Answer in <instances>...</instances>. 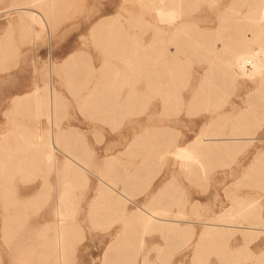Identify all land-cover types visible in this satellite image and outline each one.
<instances>
[{
	"label": "rangeland",
	"instance_id": "obj_1",
	"mask_svg": "<svg viewBox=\"0 0 264 264\" xmlns=\"http://www.w3.org/2000/svg\"><path fill=\"white\" fill-rule=\"evenodd\" d=\"M257 1L183 0L173 14L192 23L189 32L210 33L221 22L228 27L235 17L258 10ZM150 3L151 0H0V48L11 45L0 54V139L11 127L12 116L8 113L12 98L31 92L36 83L43 85L49 64L62 65L73 53L88 62L82 80L71 84L66 73L61 72L54 85L62 99L61 128L80 133L67 140V145H73L75 155L92 172H85L89 180L72 191L78 202L74 220L81 225L82 233L76 247L66 243L65 259L61 262L56 241L58 220L53 212L59 183L56 175L38 166L10 172L0 167V264H102L104 251L124 229L125 221L116 213L107 214L100 209L90 212V204L101 186L100 176L111 177L118 190L124 189L134 197L136 205L132 201L126 203L123 218L152 201L172 204L173 211L183 207L188 217L182 226L193 223L195 230L216 223V215L231 213L247 200L260 201L264 215V168L254 165L264 154L263 101L261 94L254 95L261 79L235 78L225 60L214 61L205 52L197 53L193 38L174 39L170 34L158 37L155 49L160 56L151 71L148 47L154 30L150 22L161 28L166 23L163 18H154ZM19 6L40 12L47 25L27 15L22 18L24 24L17 23L21 13L14 7ZM104 21L107 23L92 33L96 24ZM217 31V40L211 38L216 46L223 44L219 32L229 36L225 40L233 48L241 46L232 29ZM106 62L109 65L103 68ZM212 63L216 65L215 74L206 79ZM173 72L177 80L167 88L172 97L180 93L184 102L166 108L161 92ZM216 79L221 80V85ZM85 80L87 87H80L77 92ZM205 81L209 83L205 85ZM201 84L206 93L217 89L219 98L190 103L195 92L202 89ZM96 85L97 92L86 100ZM22 110L14 119L35 126L26 106ZM253 110L259 116L250 117L247 130H235V136L241 139L239 151L185 153L204 131L205 138L216 136L209 127L211 120L228 117L224 133L229 134L233 132L234 119L244 114L248 117ZM36 126L42 129L43 124ZM166 130L173 133L169 144L165 143ZM252 133L255 140L250 142L247 138ZM138 138L140 141L131 146ZM65 142L61 140L62 145ZM2 156L4 149L0 147ZM151 178L155 179L145 189ZM43 185L44 194L34 201L32 198ZM166 188L169 189L164 191ZM221 224L250 226L244 220ZM71 231L75 229L67 231V237ZM236 234L241 235V231ZM146 240L143 252L149 264H219L215 246L202 247L192 258L193 239L176 245L179 240L175 237L153 231ZM255 250H264V239ZM141 256L134 248H121L112 253L109 264H141Z\"/></svg>",
	"mask_w": 264,
	"mask_h": 264
},
{
	"label": "bare ground",
	"instance_id": "obj_2",
	"mask_svg": "<svg viewBox=\"0 0 264 264\" xmlns=\"http://www.w3.org/2000/svg\"><path fill=\"white\" fill-rule=\"evenodd\" d=\"M257 2L259 5L258 10L251 11L247 16L235 17L234 22L231 25H228V27L224 22H221L217 29L218 31H225V29L230 28L234 31L237 40L241 43V46L235 49L225 40L228 39L229 36L223 35L222 32L219 33L221 36L220 40L223 44H220V47L216 46L215 41L217 40V30L210 33L200 31L199 33L193 34L189 32V29L193 27L192 23L185 21L182 16H179L178 18V16H174L173 14L176 7L183 3V0H151L150 4L154 10V18H163L166 27L161 28L158 23L150 22V27L154 30V38L148 47L150 53L149 58H152V62L149 64V69L153 71V69L157 67L154 61L157 60L160 53L155 49V43L159 36L170 34L174 39L188 37L189 40H191V38H193L192 43H194V48L197 53L200 54L201 51L205 52L208 57L212 58L214 61L225 60L226 64H228L231 69L233 77H240L245 80L261 79V84L258 86L254 95L261 94L260 98L263 101L262 115L264 116V0H258ZM188 3L189 1L187 4ZM164 6L165 11L163 10ZM14 9L47 25L46 18L38 11L33 13V10L23 6L14 7ZM106 23L107 21L96 24L92 33ZM119 24L120 27L123 28V23L121 22ZM126 36L128 35L126 34ZM212 37H215V41H211ZM108 65L109 63H104L103 68H107ZM215 66V63H212L206 79L211 78ZM87 68L88 62H83L77 55L69 56L62 65L49 64V67L44 73L43 85L36 83L32 93L12 98V107L8 113V115L12 116L10 117L11 127H9L6 134L0 139V147L4 149V156L0 158V167H2L4 171L25 170L38 166L44 171L53 172L57 177L59 183L55 188L56 205L53 212L58 220L56 224V241L58 258L61 262L64 261L66 254V232L71 230V227L79 226L73 222L77 213L76 206L78 202L74 201V193L72 191L77 186L83 187V184L89 180L84 174L85 172L90 174H92V172L86 168L83 165L84 163L75 155L73 145H67V140L76 137L80 133L73 128H61L60 102L62 99L54 85V79L59 78L61 72H65L68 81L73 84L76 81L82 80V73L86 72ZM116 74L118 76L119 72L117 71ZM176 80V73L173 72V74L169 75V79L164 83L166 88L161 92V97L163 105L166 108H172L176 104H183L184 102L180 93L173 95L172 97L167 88L172 86ZM86 81L87 80L83 81L82 84L79 85V90L77 92L81 91L80 87H87L88 82ZM208 81H205L204 84L207 85V83H209ZM215 81L218 85H221V80L216 79ZM204 84H201V90L195 92L190 103L197 99L215 101L219 98V92H217V89H211L209 93H206L203 90ZM98 87L99 85H96L95 89H93L87 97L85 96V99L89 100V98L93 96V93L97 92ZM25 106L26 110H29V117L35 123V126L33 127L27 126L17 119H14L16 114H20L24 111L22 109ZM212 107L215 111L217 105ZM250 114L251 115L248 117L244 114L243 116L234 119L232 127L233 132L229 134L224 133V128L227 127L226 120L228 117L211 120L209 127L212 128V130H215L217 133L215 134L216 136L205 138L207 134L206 131H204L193 142H191V144H189L185 153L192 151L203 155L210 152L223 154L237 150L239 151L240 144L238 140L241 139L235 136V130H247L249 120L251 119L250 117L259 116V113L254 110L250 111ZM39 123L43 124L42 129L36 126V124ZM166 133L165 143L169 144L173 140V133L168 130H166ZM216 139H221L222 142L219 143L215 141ZM61 140H64L67 143L65 142L66 144L62 145ZM247 140L250 142L255 140V133H252V136L247 138ZM139 141V138L133 140L131 146L137 144ZM254 165H260L262 166V169L264 168V154L254 161ZM107 166L104 165V168H107ZM154 179L155 178H151L147 182L145 189H148L151 186ZM261 179L264 180V169L261 174ZM99 181L101 186L98 189V194L90 204V212L100 209V211L107 214L116 213L117 215L119 214V219H124L125 221L124 229L119 232L116 238L111 241L107 249L104 251L102 264H109L112 253L121 248L136 249L142 253L140 263L149 264L150 261H147L143 249L146 245L147 235L153 231L159 232L163 236L171 235L172 237H175L176 240H179V243L176 245H180L181 242L187 244L194 238L195 227L193 223H186L185 226H182L181 224V222L188 217V213L183 207H179L177 211H173L170 207L172 204H159L157 201H152L151 204L144 207L139 206L137 210L125 215L123 218L122 216L125 214L126 203L132 201L136 205V202L133 201L134 197L124 189L118 190L116 183L111 177L104 178L100 176ZM44 188L45 185H43L41 190L37 193L36 199L41 198L44 194ZM168 189L169 188H166L164 191H167ZM215 220H217L216 223L206 224L205 228H203L201 239L199 241L200 244L203 243V240L205 239L215 241L216 239L223 238L226 240L229 237L236 235L238 231H241V235L245 239H255L259 235L264 234V227L259 226H264V215L262 213L260 201L257 200H247L237 208L233 209L231 213L228 212L216 215ZM228 220H244L247 221L250 226L243 227L242 225L230 226L221 224V222H227ZM228 228H232L233 230H229ZM129 260L130 259H128V261Z\"/></svg>",
	"mask_w": 264,
	"mask_h": 264
},
{
	"label": "crops",
	"instance_id": "obj_3",
	"mask_svg": "<svg viewBox=\"0 0 264 264\" xmlns=\"http://www.w3.org/2000/svg\"><path fill=\"white\" fill-rule=\"evenodd\" d=\"M33 13H36V12L33 11ZM23 17H25L24 13H21L19 17L17 18V23L24 24L25 22L22 21ZM10 48H11L10 44L3 45L0 48V54L1 52H3L2 50H6ZM72 54L73 53L69 54L67 57L71 56ZM32 92L33 90L26 94H30ZM23 95H15V96H23ZM36 195L32 198L34 199V201L37 200ZM29 202L30 204H33L31 200ZM73 222L77 224L76 220H73ZM78 225L79 226L77 227H71L72 228L71 230H73L74 228L75 232L73 231L74 232L73 233L71 231V235L67 237V244L70 245L71 243L72 247L73 246L76 247V245L78 244V238H79L78 236H80L82 233V227L80 224ZM228 229L233 230L232 228H228ZM202 231L203 229L201 227L195 230V233H194L195 235L193 238L194 255L192 258H194L198 252H201L202 247L205 248L207 246L208 247L215 246L216 247V258L218 259L219 264H264V250L260 252L255 250V247L258 245V243L262 239H264V234L259 235L255 239H247V238L245 239L244 237H242V235H238V234L232 237H229L226 240L223 238L216 239L215 241H212L211 239H205L203 240V243H201V246L199 245L200 249L198 250V244H200L199 241L201 239ZM146 244H147V240H146ZM161 247H163V245H161ZM241 251H243L245 255L243 254L242 256ZM211 258L212 256L207 258L206 260L210 262Z\"/></svg>",
	"mask_w": 264,
	"mask_h": 264
}]
</instances>
